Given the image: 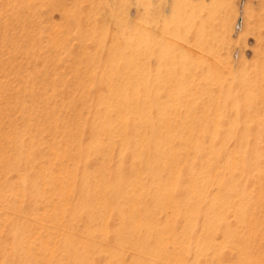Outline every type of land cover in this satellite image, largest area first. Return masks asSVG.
Returning <instances> with one entry per match:
<instances>
[{
    "label": "rangeland",
    "instance_id": "obj_1",
    "mask_svg": "<svg viewBox=\"0 0 264 264\" xmlns=\"http://www.w3.org/2000/svg\"><path fill=\"white\" fill-rule=\"evenodd\" d=\"M158 200L179 264H264V0H0V264H146Z\"/></svg>",
    "mask_w": 264,
    "mask_h": 264
},
{
    "label": "bare ground",
    "instance_id": "obj_2",
    "mask_svg": "<svg viewBox=\"0 0 264 264\" xmlns=\"http://www.w3.org/2000/svg\"><path fill=\"white\" fill-rule=\"evenodd\" d=\"M148 102L152 103L151 100H148ZM144 103H147V102H144ZM112 105L113 104L111 103L110 105H108V107H111ZM117 112H118L117 115L119 116V119H121V121L124 122L125 124L129 122H133L132 121L134 119V115L132 114L134 113L133 111L130 112L129 110H125V111L118 110ZM140 113H141V117L147 115V111H145L144 109H141L140 112H138L137 114H140ZM147 139H148L147 143H149L148 147L149 149L152 150V154H154L153 163L157 162L158 160H162L160 163H156V164H160L161 166L165 167L163 133L161 132V133L155 134ZM144 142L145 140L141 138L140 144H143ZM170 149H173V147H170L169 150ZM129 150H130V154H132L134 159H138L142 155L137 145H135L133 148H129ZM153 163L148 168H150L154 173L159 172L160 168L156 165H153ZM154 188L156 190V193H160V194L165 193V195H167V192H170L172 189V188H169L167 184H164L162 182L156 183ZM119 191H121L120 187H119ZM158 202H160V204L164 208L163 209L164 211L163 213L165 215L164 225L166 228L163 229L160 226H157V224L154 225L151 222H144V223L139 222L140 224L138 225L142 227L146 226L148 230H152L154 232L159 231L160 234L167 233L168 236L166 238L159 239L157 243L154 242L150 247L144 250H138L137 248H135V250H137L136 259H140L141 257L144 256L145 260L147 261L146 264H157L159 262L161 263L163 262L164 264H179L178 261L176 260V257L178 255L177 251H174V250L180 247L181 244L178 242L179 240L178 238L170 237L169 216H171L173 212H175L173 210L174 206L173 205L170 206L169 204H166V203L164 204L160 200H158L156 204ZM235 209H237V212L243 211L241 206H235ZM226 238L227 239L225 241L221 242V244H223L224 246L231 245V244L233 245L235 242L236 236L230 232L226 234ZM151 242L152 241H148L149 244H151ZM169 246L172 247L173 251H171ZM218 253L221 254V251L219 250Z\"/></svg>",
    "mask_w": 264,
    "mask_h": 264
}]
</instances>
